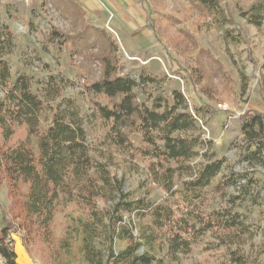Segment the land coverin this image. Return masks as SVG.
I'll use <instances>...</instances> for the list:
<instances>
[{"label":"rangeland","instance_id":"obj_1","mask_svg":"<svg viewBox=\"0 0 264 264\" xmlns=\"http://www.w3.org/2000/svg\"><path fill=\"white\" fill-rule=\"evenodd\" d=\"M217 1L214 17L193 0H0V18L16 38L15 50L7 57L13 73L29 74L36 92H41L42 82L51 74L63 79L62 94L80 106L91 153L107 165L129 199L148 196L162 201L167 194L151 181L146 161L103 143L107 129L90 107L85 88L103 77L105 57L117 64L120 74L131 73L138 81L143 76L153 78L136 90L147 104L157 96L172 100V91L181 90L197 128L179 135L193 134L202 140L192 164L210 157L223 159L222 170L208 188L209 200L216 205L240 196L236 209L256 233L245 251L264 264V168H253L240 158L241 116L264 110V0ZM93 27L108 33L115 48ZM86 32L91 35L81 45L79 37ZM28 138L24 126L9 139L0 129V234L7 227L17 262L20 243L31 264H87L74 242L71 249L63 243L67 226L74 224L72 216L78 212L71 206L60 207L46 233L36 217L24 210L27 185L20 190L10 185L1 155ZM250 176L257 181L249 180ZM226 178L236 181L217 191ZM124 218L136 236L146 228L145 220L128 214ZM210 239L203 237L201 244L175 260L165 256L162 241L155 243L153 251L165 256L166 264H222L221 249L206 247ZM125 245L116 240V251ZM0 264H5L1 256Z\"/></svg>","mask_w":264,"mask_h":264},{"label":"trees","instance_id":"obj_2","mask_svg":"<svg viewBox=\"0 0 264 264\" xmlns=\"http://www.w3.org/2000/svg\"><path fill=\"white\" fill-rule=\"evenodd\" d=\"M193 1L212 16L218 15L217 0ZM92 29L115 48L108 33ZM88 34L79 37L81 45ZM15 47L14 32L0 18V129L9 139L24 126L29 137L3 151L1 161L14 189L27 185L24 210L36 217L46 233L59 208L71 206L78 214L72 216L74 224L67 226L63 243L71 249L74 242L87 264H166L165 256L175 260L179 254L186 255L205 236L211 238L207 248L221 249L222 264H261L245 251L256 233L236 209L240 196L216 205L209 200L208 188L222 170L223 159L210 157L192 164L202 140L193 134L179 135L197 128L181 90L172 91V100L157 96L147 104L136 90L153 78L143 76L138 81L131 73L120 74L117 64L105 57L103 77L85 88L90 107L107 129L103 143L146 161L151 181L167 194L162 201L148 196L129 199L107 165L91 153L80 106L62 94L63 79L51 74L42 82L41 92H36L29 74L12 71L7 57ZM241 120L240 158L253 168H264V110H250ZM235 181L226 178L216 190ZM127 214L147 221L140 236L125 220ZM6 229L0 234V256L5 264H18ZM116 240L125 241V247L116 251ZM157 241L165 244L164 257L153 251Z\"/></svg>","mask_w":264,"mask_h":264},{"label":"bare ground","instance_id":"obj_3","mask_svg":"<svg viewBox=\"0 0 264 264\" xmlns=\"http://www.w3.org/2000/svg\"><path fill=\"white\" fill-rule=\"evenodd\" d=\"M16 251L18 253V262L20 264H31V260L29 259V257L26 255L22 245L20 243H17V248Z\"/></svg>","mask_w":264,"mask_h":264},{"label":"crops","instance_id":"obj_4","mask_svg":"<svg viewBox=\"0 0 264 264\" xmlns=\"http://www.w3.org/2000/svg\"><path fill=\"white\" fill-rule=\"evenodd\" d=\"M85 1H87V0H85Z\"/></svg>","mask_w":264,"mask_h":264}]
</instances>
